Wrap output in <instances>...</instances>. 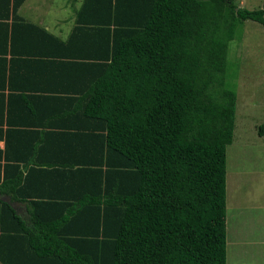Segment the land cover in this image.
Returning a JSON list of instances; mask_svg holds the SVG:
<instances>
[{"label":"trees","instance_id":"trees-1","mask_svg":"<svg viewBox=\"0 0 264 264\" xmlns=\"http://www.w3.org/2000/svg\"><path fill=\"white\" fill-rule=\"evenodd\" d=\"M26 1L0 0L5 47L33 27L80 60L44 63L46 71L86 86L46 95L48 107L57 98L51 104L59 100L69 115L65 133L0 128V194L27 201L30 213L27 223L0 200V262L227 264V150L238 99L229 45L245 21L264 27V4L85 0L63 42L23 22ZM87 45L88 57L69 53Z\"/></svg>","mask_w":264,"mask_h":264},{"label":"crops","instance_id":"crops-1","mask_svg":"<svg viewBox=\"0 0 264 264\" xmlns=\"http://www.w3.org/2000/svg\"><path fill=\"white\" fill-rule=\"evenodd\" d=\"M84 2L85 0H27L18 13L24 23L40 27L64 42L70 37L76 24L77 14ZM14 40H16L15 45L12 43V46L9 41L7 47H5L3 37L0 38V95H4L9 103V114L8 112L3 114L0 109V128L5 134L7 127H11L9 134H14V136L21 134V132L28 134L34 132L65 133L62 132V127L71 124L70 117L65 114L59 100L56 101L57 103L51 104L57 98H51L49 103L51 106L48 107L49 100L47 97L49 96L46 95H48L47 93L67 95L74 93L73 90L81 91L86 84L82 80L83 78L70 77L63 79L61 76H55L51 72L48 73L44 63H56L59 66L66 63L77 65V63H80L77 62L80 61L78 60L79 57L76 59L66 58L68 56H65L67 53L63 52L62 46L58 49L54 45H48L41 37V33L33 27L24 28L23 33L14 37ZM52 44L55 43L52 41ZM12 49L14 51L11 54ZM77 49L79 50L74 48L69 53L75 56L87 57L93 54L91 45L84 47V51H81L80 48ZM26 100H33L36 106L27 107L25 105ZM20 147L23 151L28 148L25 143L20 144ZM4 148L5 142L1 141L0 149L4 150ZM58 152L59 149H57ZM15 155H18V153ZM36 183L43 187V190H46L47 193L50 192L47 189L48 183ZM7 197L11 199L10 204L17 214L28 223L30 213L27 201H13L10 196ZM55 242H51L53 247L56 244ZM48 245L51 246L46 244V246ZM31 259H35V257L32 256ZM0 264L2 263L0 262Z\"/></svg>","mask_w":264,"mask_h":264},{"label":"rangeland","instance_id":"rangeland-1","mask_svg":"<svg viewBox=\"0 0 264 264\" xmlns=\"http://www.w3.org/2000/svg\"><path fill=\"white\" fill-rule=\"evenodd\" d=\"M255 10L264 0H233ZM229 45L228 82L237 92L227 150V264H264V27L245 21ZM233 83V84H232Z\"/></svg>","mask_w":264,"mask_h":264},{"label":"water","instance_id":"water-1","mask_svg":"<svg viewBox=\"0 0 264 264\" xmlns=\"http://www.w3.org/2000/svg\"><path fill=\"white\" fill-rule=\"evenodd\" d=\"M0 199H1L2 201H4V202L11 203V199H10L9 197H7V196H2V195L0 194Z\"/></svg>","mask_w":264,"mask_h":264}]
</instances>
